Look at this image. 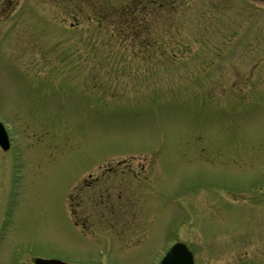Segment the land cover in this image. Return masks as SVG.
Returning <instances> with one entry per match:
<instances>
[{
  "label": "rangeland",
  "instance_id": "rangeland-1",
  "mask_svg": "<svg viewBox=\"0 0 264 264\" xmlns=\"http://www.w3.org/2000/svg\"><path fill=\"white\" fill-rule=\"evenodd\" d=\"M91 2L0 0V112L27 173L12 239L78 264H156L175 240L196 264H264V6L186 0L104 32Z\"/></svg>",
  "mask_w": 264,
  "mask_h": 264
},
{
  "label": "flooded vegetation",
  "instance_id": "flooded-vegetation-1",
  "mask_svg": "<svg viewBox=\"0 0 264 264\" xmlns=\"http://www.w3.org/2000/svg\"><path fill=\"white\" fill-rule=\"evenodd\" d=\"M26 174L25 171L9 172L7 182L4 180L6 188L2 187L0 191V264H33V259L38 254L35 243L15 242L11 236L20 209V201L27 195Z\"/></svg>",
  "mask_w": 264,
  "mask_h": 264
},
{
  "label": "water",
  "instance_id": "water-1",
  "mask_svg": "<svg viewBox=\"0 0 264 264\" xmlns=\"http://www.w3.org/2000/svg\"><path fill=\"white\" fill-rule=\"evenodd\" d=\"M0 133L2 134V144L6 147L7 140L5 133L0 126ZM35 264H68L56 259H41L38 258ZM160 264H192L191 254L182 243H175L167 252L166 256L161 260Z\"/></svg>",
  "mask_w": 264,
  "mask_h": 264
},
{
  "label": "trees",
  "instance_id": "trees-1",
  "mask_svg": "<svg viewBox=\"0 0 264 264\" xmlns=\"http://www.w3.org/2000/svg\"><path fill=\"white\" fill-rule=\"evenodd\" d=\"M118 13H120V12H118ZM111 24H113L112 26H117V24H118V20H113L112 22H111ZM134 28H136L135 26H131L130 28H129V30H131V29H134ZM119 29V28H118Z\"/></svg>",
  "mask_w": 264,
  "mask_h": 264
}]
</instances>
